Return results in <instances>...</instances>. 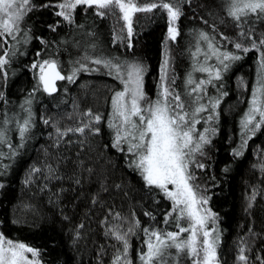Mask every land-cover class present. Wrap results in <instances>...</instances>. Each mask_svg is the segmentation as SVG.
<instances>
[{
    "label": "snow or ice",
    "instance_id": "1",
    "mask_svg": "<svg viewBox=\"0 0 264 264\" xmlns=\"http://www.w3.org/2000/svg\"><path fill=\"white\" fill-rule=\"evenodd\" d=\"M189 2L190 0H0V104L3 105L0 107V172L7 175L18 150L33 135L36 128L34 93L41 90L48 94L57 93V81H71L81 71H105L120 82V87L113 85L110 89L107 127L112 146L128 156V167L138 170L147 185L156 186V190L171 201V207L162 211L163 219L159 222L154 212L145 210V215L150 219L143 226L134 212L129 218L114 208H107L101 223L105 226L104 232L109 241L113 238L116 241L114 244L109 243L112 252L108 264H181L182 257L187 258L190 264H223L218 213L209 206L211 194L206 191L209 185L199 182L200 170L208 167L204 158L208 155V147L213 146L212 138L219 131L216 122L219 120L221 102L228 95L224 90L225 77L233 65L252 50L256 53L255 80L247 97V106L239 116V141L230 149L233 156H242L248 140L258 131H264V0H221L218 11L222 15L217 16L210 26L203 16L199 17L206 27L188 29L194 36V42L188 47L191 64L180 78L173 67L174 57L168 42L176 40L180 35L179 22L185 14L184 5ZM37 8L51 10L52 19L50 23H46V27L57 34L65 25L70 30L73 25L83 27L76 23L79 9L83 10L84 16L91 9L99 17L115 15L113 9H116L119 16L113 24L111 43L117 47L123 44L126 48L133 47V34L136 32L134 18L137 13L146 14L148 18L151 14L165 13L167 31L155 98L145 90L147 67L140 59H129L118 53L107 55L93 51L90 54L87 48L94 50L96 45L93 43L86 47L82 56L64 62L58 56L60 45L41 35L38 39L44 45L52 47V51L41 47L34 50L27 67L32 69L35 83L18 105L11 101L4 89L10 76L15 75V69L11 65L17 59L20 47L27 46L33 39L30 14ZM117 21L122 22L123 26L117 28ZM229 22L235 31L234 36L220 30ZM58 38L61 41L65 39L64 36ZM74 43L79 46L78 42ZM66 63L72 65L70 70L65 67ZM178 78L181 79L180 86L176 84ZM237 80L242 90L249 88L243 76H238ZM63 91L66 93L67 87ZM9 105L19 110L10 111ZM77 108L74 100L73 109ZM77 114L84 117L78 121V126L61 127L59 119L41 117L44 124H51L54 128V133L49 132L48 135L54 138L57 147L62 142H73L65 139L69 134L84 136L101 133L100 124L105 119L102 112L88 107ZM66 115L70 117L73 113ZM201 122L204 123L198 128L197 125ZM12 132L18 134V143L13 141ZM76 143L84 147L83 139L78 138ZM65 159L57 157L53 162L46 160L43 164L33 162L25 172L23 183L29 186L35 184L40 192L47 191L50 203L52 196L59 201L64 189L53 192L51 181L63 179L61 163ZM77 164L83 168L84 161L78 160ZM229 167V164L224 165L225 170ZM255 167H259L264 175V159ZM87 170L89 173L92 171L91 167ZM37 180H42L43 183L36 184ZM80 182L76 178V184ZM4 186L5 181L0 179V188ZM103 190L101 185V191ZM257 192V187L253 186L248 198L249 204L255 201ZM92 202L104 203L98 194L93 195ZM33 208L34 205L30 203H22V209ZM15 216L14 207L13 217ZM121 221H127V225ZM13 222L21 221L14 219ZM4 224L5 221L0 220V264H45L41 258V248L6 235ZM82 228L83 223L77 226L76 237L82 235ZM139 233L144 238L139 241L134 260L131 236ZM254 243L253 240L252 244ZM250 250L251 245L241 237L236 245L234 264H264V252L250 255ZM101 252L104 253L103 246ZM98 260L103 264L102 259L98 257Z\"/></svg>",
    "mask_w": 264,
    "mask_h": 264
},
{
    "label": "trees",
    "instance_id": "2",
    "mask_svg": "<svg viewBox=\"0 0 264 264\" xmlns=\"http://www.w3.org/2000/svg\"><path fill=\"white\" fill-rule=\"evenodd\" d=\"M220 4L221 0H190L184 5L185 14L179 22L181 33L176 40L168 42L178 77L182 78L191 64L188 47L194 42V36L188 29L206 27L199 19L201 16L210 26L217 16L222 15L218 11ZM117 17L116 14L99 17L91 9L87 16H84L83 10L79 9L76 23L82 24L83 27L73 25L70 30L65 25L57 34L50 32L46 27V23H50L52 19L51 10L37 8L30 14L34 29L33 39L27 46L20 47L19 55L11 65V68L15 69V75L10 76L4 89L10 100L18 105L35 83L32 69L27 67L34 50L41 47L52 51V47L44 45L38 39L41 35L60 45L58 56L64 62L82 56L86 47L93 43L96 45L94 50L87 48L90 54L93 51L107 55L118 53L129 59H140L147 67L144 77L145 90L155 98L163 59V41L167 31L166 14H151L148 18L146 14L137 13L134 18L136 32L133 34L131 48H126L123 44L117 47L111 43L113 24ZM122 26V22L117 21L116 27ZM220 30L228 35H235L230 22L225 23ZM58 36H64L65 39L61 41ZM74 41L78 42L79 46ZM255 55V50L250 51L233 65L225 77L224 90L228 95L221 102V112L216 122L219 131L212 138L213 146L208 147V155L204 158L208 167L200 170L199 182L209 185L206 188L211 194L209 206L218 213L223 264H234L236 245L241 237L251 245L250 255L264 252V175L259 167H255L264 159V151H261L264 150V131H258L248 140L242 156L234 157L230 151L239 141V116L247 106V97L255 80ZM71 66L69 63L65 65L69 70ZM238 76L246 79L248 89L242 90L238 86ZM176 84L180 86L181 79L178 78ZM113 85L120 87V82L105 71H81L71 81H60L57 93L53 95L42 90L34 93L36 128L33 135L18 150L7 175L0 172V179L5 181V186L0 188V220L5 221L3 230L14 239L27 241L41 248V258L45 264H100L98 257L102 259L103 264H108L112 252L109 243L114 244L116 241L114 238L109 241L104 232L105 226L101 223L107 208H114L129 218L134 212L143 226L149 223L150 219L145 215V210L154 212L159 222L163 219L162 211L171 207V201L156 190V186L147 185L138 170L128 167V156L111 144L107 114L110 111V89ZM64 87L68 89L66 93L63 91ZM209 91H212L211 86ZM74 100L78 105L76 110L73 109ZM2 106L0 104V107ZM88 107L104 114L105 119L100 124L101 133L84 136L69 134L65 139L73 142H62L57 147L54 138L48 135L49 132L54 133V128L51 124H44L41 117L51 116L53 119H59L61 127L78 126V121L84 117L77 112H84ZM9 110L19 109H13L9 105ZM69 112L73 113L70 117L66 115ZM11 135L13 141L18 143V134L12 132ZM78 138L84 140V147L76 143ZM258 152L260 155H257ZM57 157L66 158L61 163L63 179L51 181L52 190L56 192L63 188L64 191L60 193L59 201L52 196L50 203L47 191H38L35 184L25 185L23 178L33 162H53ZM78 160L84 161L83 168L77 164ZM225 164L230 165L227 170L224 168ZM89 167L92 169L91 173L87 170ZM76 178L80 179V184H76ZM41 183L42 180L36 181V184ZM101 185L104 187L103 191ZM253 186L257 187L258 192L255 201L249 204L248 198ZM94 194H98L104 203L94 204ZM22 203H30L34 208L22 209ZM14 219L21 222L14 223ZM121 222L127 225V221ZM81 223L82 235L76 237L75 231ZM143 238L142 233L131 236L134 260L139 241ZM101 246L104 253L101 252ZM181 264H190V261L182 257Z\"/></svg>",
    "mask_w": 264,
    "mask_h": 264
},
{
    "label": "rangeland",
    "instance_id": "3",
    "mask_svg": "<svg viewBox=\"0 0 264 264\" xmlns=\"http://www.w3.org/2000/svg\"><path fill=\"white\" fill-rule=\"evenodd\" d=\"M113 12H115V14H116L117 16H119V12H118V10L113 9ZM110 15H112V14H110ZM112 16H113V15H112ZM203 123H204V122H201V124H198L197 127H198V128L201 127Z\"/></svg>",
    "mask_w": 264,
    "mask_h": 264
},
{
    "label": "water",
    "instance_id": "4",
    "mask_svg": "<svg viewBox=\"0 0 264 264\" xmlns=\"http://www.w3.org/2000/svg\"><path fill=\"white\" fill-rule=\"evenodd\" d=\"M60 81H57V86H58V83H59ZM57 90H58V87H57ZM53 94H55V93H52V94H49V95H53Z\"/></svg>",
    "mask_w": 264,
    "mask_h": 264
}]
</instances>
